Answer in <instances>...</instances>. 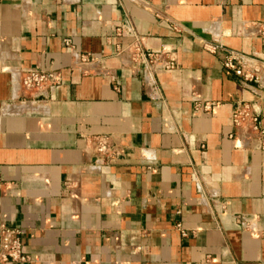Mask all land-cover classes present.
<instances>
[{
  "label": "crops",
  "instance_id": "crops-1",
  "mask_svg": "<svg viewBox=\"0 0 264 264\" xmlns=\"http://www.w3.org/2000/svg\"><path fill=\"white\" fill-rule=\"evenodd\" d=\"M263 24L264 0H0V225L24 264H264V134L231 123L247 103L264 132Z\"/></svg>",
  "mask_w": 264,
  "mask_h": 264
},
{
  "label": "built area",
  "instance_id": "built-area-1",
  "mask_svg": "<svg viewBox=\"0 0 264 264\" xmlns=\"http://www.w3.org/2000/svg\"><path fill=\"white\" fill-rule=\"evenodd\" d=\"M260 34L264 39V24ZM219 48L220 47H212V51ZM137 51L139 55L145 59L149 67L152 68L159 53L147 52L143 54L138 48ZM222 65L226 70L232 71L235 76L241 77L244 80L256 79L254 74L243 70L244 67L240 56L233 52H227ZM173 67L174 61L172 59L168 60L165 68L173 69ZM53 84H56V75L51 73L27 72L22 75L20 80L21 89L29 94H39L46 87ZM213 106V103L206 102L199 105L198 108L208 112ZM231 123L235 128L250 129L258 137H262L264 134L258 124L257 117L247 103L236 104L231 115ZM92 145L94 148V163L96 165H106L109 159L114 155V149L108 144V140L104 137L96 136L92 139ZM28 260L29 258L22 250L21 232L18 229L0 225V264H24L28 262Z\"/></svg>",
  "mask_w": 264,
  "mask_h": 264
}]
</instances>
